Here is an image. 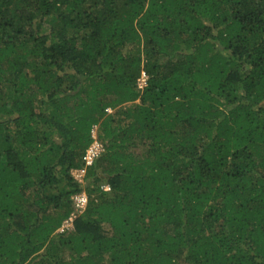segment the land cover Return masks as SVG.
Here are the masks:
<instances>
[{"label":"trees","instance_id":"1","mask_svg":"<svg viewBox=\"0 0 264 264\" xmlns=\"http://www.w3.org/2000/svg\"><path fill=\"white\" fill-rule=\"evenodd\" d=\"M0 264H264V0H0Z\"/></svg>","mask_w":264,"mask_h":264},{"label":"built area","instance_id":"2","mask_svg":"<svg viewBox=\"0 0 264 264\" xmlns=\"http://www.w3.org/2000/svg\"><path fill=\"white\" fill-rule=\"evenodd\" d=\"M95 129L92 130V137L94 141L91 143L89 148L87 149L85 156H84V165L81 168H78L72 172L73 177L79 182L83 183V179L85 177L87 168L92 165V163L97 159V157L100 155V153L103 151V145L97 140V136L95 134ZM105 190H110L109 188H104ZM73 204L75 206V212L69 216V221L73 225V222L75 218L83 213L88 205V196L85 191H82L80 193L74 194L71 197ZM65 225L63 224L60 228V231H64L63 227ZM68 227V226H67Z\"/></svg>","mask_w":264,"mask_h":264},{"label":"rangeland","instance_id":"3","mask_svg":"<svg viewBox=\"0 0 264 264\" xmlns=\"http://www.w3.org/2000/svg\"><path fill=\"white\" fill-rule=\"evenodd\" d=\"M145 81H146V77H145V75L144 74H142L141 75V77L139 78V82H138V88L139 89H142L143 87H144V85H145ZM109 112H112V111H109ZM94 129H95V134H96V136H97V126H95L94 127ZM140 148H142V147H139V149ZM143 151V149H141L140 150V152H142ZM104 186V188H109V186L108 185H103ZM105 190V189H104ZM106 191H109V190H106ZM74 212H72L71 213V215L73 214ZM70 219H69V217L64 221V227H63V229L65 230V231H68V230H72L73 229V225L71 224V222L69 221ZM74 223V222H73ZM68 226V227H67ZM58 232H59V230H58ZM62 232V231H61Z\"/></svg>","mask_w":264,"mask_h":264}]
</instances>
